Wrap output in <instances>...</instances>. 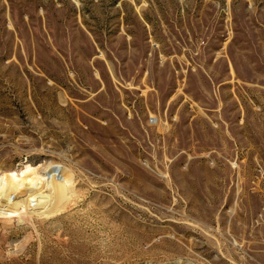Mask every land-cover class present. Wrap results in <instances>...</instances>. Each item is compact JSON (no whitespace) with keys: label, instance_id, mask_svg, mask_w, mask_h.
<instances>
[{"label":"rangeland","instance_id":"obj_1","mask_svg":"<svg viewBox=\"0 0 264 264\" xmlns=\"http://www.w3.org/2000/svg\"><path fill=\"white\" fill-rule=\"evenodd\" d=\"M0 180V264H264V0H0Z\"/></svg>","mask_w":264,"mask_h":264},{"label":"bare ground","instance_id":"obj_2","mask_svg":"<svg viewBox=\"0 0 264 264\" xmlns=\"http://www.w3.org/2000/svg\"><path fill=\"white\" fill-rule=\"evenodd\" d=\"M32 188L29 184L17 189L13 183L0 180V216H19L20 214L51 215L62 210V206L71 200L68 194H28ZM185 262V261H184ZM176 263H179L176 262ZM142 264H157L145 262Z\"/></svg>","mask_w":264,"mask_h":264}]
</instances>
